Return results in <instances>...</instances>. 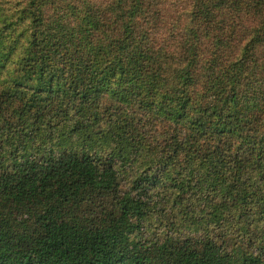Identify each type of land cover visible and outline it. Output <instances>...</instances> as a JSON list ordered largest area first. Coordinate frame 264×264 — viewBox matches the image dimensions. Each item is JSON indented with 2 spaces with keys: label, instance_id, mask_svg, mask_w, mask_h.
I'll return each instance as SVG.
<instances>
[{
  "label": "trees",
  "instance_id": "16d2710c",
  "mask_svg": "<svg viewBox=\"0 0 264 264\" xmlns=\"http://www.w3.org/2000/svg\"><path fill=\"white\" fill-rule=\"evenodd\" d=\"M0 264H264V0H0Z\"/></svg>",
  "mask_w": 264,
  "mask_h": 264
}]
</instances>
